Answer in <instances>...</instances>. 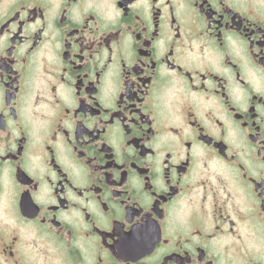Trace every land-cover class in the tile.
Returning <instances> with one entry per match:
<instances>
[{"label":"flooded vegetation","instance_id":"flooded-vegetation-1","mask_svg":"<svg viewBox=\"0 0 264 264\" xmlns=\"http://www.w3.org/2000/svg\"><path fill=\"white\" fill-rule=\"evenodd\" d=\"M0 264H264V0H0Z\"/></svg>","mask_w":264,"mask_h":264}]
</instances>
